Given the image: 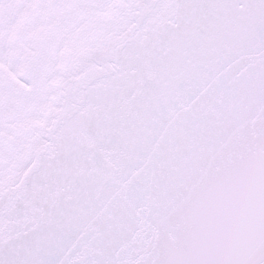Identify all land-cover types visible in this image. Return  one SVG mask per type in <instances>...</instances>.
Masks as SVG:
<instances>
[{
  "label": "snow or ice",
  "instance_id": "obj_1",
  "mask_svg": "<svg viewBox=\"0 0 264 264\" xmlns=\"http://www.w3.org/2000/svg\"><path fill=\"white\" fill-rule=\"evenodd\" d=\"M0 264H264V0H0Z\"/></svg>",
  "mask_w": 264,
  "mask_h": 264
}]
</instances>
